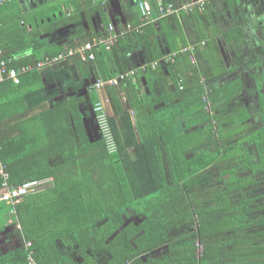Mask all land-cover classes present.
I'll list each match as a JSON object with an SVG mask.
<instances>
[{
    "label": "trees",
    "instance_id": "trees-1",
    "mask_svg": "<svg viewBox=\"0 0 264 264\" xmlns=\"http://www.w3.org/2000/svg\"><path fill=\"white\" fill-rule=\"evenodd\" d=\"M16 1L0 6V50L6 60L24 55L9 64L19 71L61 52L47 48L40 29L57 28L69 19L58 14L59 6L36 16L28 28L31 20L22 16ZM93 1L67 0L74 11ZM135 35L138 43L151 44L142 34ZM126 39L117 41L123 53L135 45ZM200 40L205 41L204 35ZM206 46L197 43L195 60L205 53L210 59L197 65L189 61V83L184 79L182 90L158 96L151 104L144 95L143 101L131 103L135 129L129 114L111 98L119 116L118 121L108 117L116 144L112 153L102 139L90 142L85 136L77 100L54 106L25 102V95L40 87L39 69L20 72L18 83H0V162L7 173L5 180L0 176V195L6 190L4 182L17 186L49 179L16 204L0 200V230L12 218L30 243L1 255L0 264H26L29 253L36 264H264V201L258 202L264 192L247 190L261 183L264 173V92L258 98L262 124L256 129L244 107L206 113L207 101L229 97L224 87L210 96L205 92V81L224 73ZM104 47L93 48L90 61L100 79H109L113 74L106 63L111 54ZM173 56L178 58L177 53ZM151 64L143 71L149 75L145 78L158 81L160 68ZM166 66L170 73L174 69L175 82L184 74L175 61ZM208 66L214 73L209 74ZM144 105L152 107L147 114ZM250 151L256 161H251ZM212 166L215 176L206 173ZM130 212L144 216L143 222H128L113 235ZM197 243L203 249L200 257ZM162 246L166 250L159 256L140 258Z\"/></svg>",
    "mask_w": 264,
    "mask_h": 264
},
{
    "label": "crops",
    "instance_id": "crops-1",
    "mask_svg": "<svg viewBox=\"0 0 264 264\" xmlns=\"http://www.w3.org/2000/svg\"><path fill=\"white\" fill-rule=\"evenodd\" d=\"M139 1L141 0H94L90 7L80 11H74L67 0L16 1L22 16L26 20H31L28 28L31 27L36 16L48 15L55 8L61 7L59 13L69 19L68 23L57 28L45 26L40 29V38L46 41L48 49L58 48L62 52L70 47L95 43L106 37L109 32L108 25L111 24L112 33L118 37L108 49L104 47L111 54L106 63L113 74L110 78L130 70L135 71V80L125 79L117 85L105 84L98 88L95 86V81L101 76L96 65L94 67L92 61H84L78 56L69 57L39 70L40 87L27 93L24 97L25 102L29 106L40 103L54 106L77 100L85 136L87 138L90 136L88 139L95 141L100 135L97 132L93 110L96 104L103 107L109 118L118 121L119 116L114 110L111 99L114 96L122 111L129 114L135 129L136 113L131 103L137 104L139 100L143 101L142 95L150 99L151 104V101L153 102L158 96L169 97L176 94V90H180L178 82L184 86L185 79L189 83L185 69L189 68V61L192 62L191 57L194 59L192 63L196 62V65L206 63V60L210 59L209 54L205 53L204 57L200 55L195 60L193 50L199 42L201 45L206 42L207 52L211 51L210 48L213 50L223 67L220 72H224L210 76L212 80L208 82H213L204 83L205 87L226 89L238 73L242 76L251 72L250 76L257 74L259 78L262 77L264 72V0H213L201 12L192 11L182 15L179 13L175 19L163 18L164 20L151 21L143 26L138 10ZM147 1L151 2L153 11L157 14L155 2L153 5V0ZM187 1L172 0L176 5ZM135 34H142L151 44L146 45L143 41L138 43ZM202 35L205 41H197ZM124 36L129 42L135 43L128 53H123L117 46L118 39ZM184 49L187 51H183ZM158 53L160 56L150 59L152 54L157 56ZM175 53L178 58L174 60ZM17 56L21 58L24 55ZM170 60L175 61V66L184 73L176 82L173 80L174 69H171L173 72L170 73L166 66ZM154 63L160 68L157 71L158 81L153 77L145 78L149 75L148 72H143L149 64L154 68L152 66ZM207 68L209 74L214 73L209 66ZM252 79L253 83L257 81L255 77ZM151 91L152 94H150ZM150 108L152 109L149 105H144L145 114L150 111ZM138 113L142 114V111ZM128 152L133 153V149L129 148ZM10 220L12 218H9L6 227L0 230V256L25 246L20 228L16 223L13 224V221L8 222Z\"/></svg>",
    "mask_w": 264,
    "mask_h": 264
},
{
    "label": "built area",
    "instance_id": "built-area-1",
    "mask_svg": "<svg viewBox=\"0 0 264 264\" xmlns=\"http://www.w3.org/2000/svg\"><path fill=\"white\" fill-rule=\"evenodd\" d=\"M12 0H0V6L8 3ZM213 0H188L187 2L176 5L173 2L163 3L162 0H154L156 4L157 14L153 11V7L150 1L141 0L138 2V10L142 20V26L161 18L170 17L172 15L178 14L180 12H184L186 14L191 13L192 11H203L205 6ZM224 1V0H217ZM109 32L107 33L105 38L97 40L95 43H86L74 47L67 48L60 52L59 54L53 57H45L44 59L36 62L33 66H25L22 67L19 71L13 67H9V64L12 61H16L19 57L17 55L11 57L10 59H3L1 50H0V83L4 81H13L14 83H18L19 73L27 72L32 70L33 68L42 69L52 64L59 63L69 57L78 56L82 60H92L94 58L92 49L99 47V45H103L106 49L109 48L117 39V35L113 34V26L111 24L108 25ZM183 51H187L184 49ZM192 55V54H191ZM191 61L194 62L193 57H191ZM154 63L152 66H155ZM130 79L135 80V71L130 70L127 73H122L115 78L109 79H97L95 81V86L100 88L105 84L109 85H117L121 80ZM178 88L183 89V85L181 82L177 83ZM95 113V119L99 134L101 139L103 140L106 149L108 152H114L116 150L115 138L112 132V128L108 121V116L104 111L103 107L99 104H96L93 108ZM0 176L5 180L7 178V173L4 171V165L0 162ZM49 179H41V180H30L20 183L17 186H7L4 182L3 185L6 186V190L0 195V200L6 202L16 204L20 198L23 196L33 192L37 187L47 183ZM9 222H12L10 220ZM17 227L19 225L17 224ZM20 228V227H19ZM30 243L25 241V247H29ZM26 264H36L32 257L31 253H29Z\"/></svg>",
    "mask_w": 264,
    "mask_h": 264
},
{
    "label": "flooded vegetation",
    "instance_id": "flooded-vegetation-1",
    "mask_svg": "<svg viewBox=\"0 0 264 264\" xmlns=\"http://www.w3.org/2000/svg\"><path fill=\"white\" fill-rule=\"evenodd\" d=\"M250 73L251 72H248L249 76L248 74H243L241 76V73H238L239 75L237 74L236 78L232 79L231 85L228 86L227 89H225V92L227 90V93L225 95H229L228 98H224V96L221 95L217 97V99H219L218 102L213 104V102L207 101V96L205 95L203 97L207 101L205 112L209 113L210 116H214L213 114H217L219 112L220 113L233 112L244 107L247 110L248 114L250 115L248 122L251 125V128L253 127V129H256L257 127H259L262 123L261 120L259 119L260 108H259L258 98L259 95L264 92V87H262L261 90L258 91L259 89L257 90L256 86H254L252 77H255L258 82H262V85H264V72H262V77L260 78L257 76V74H252V76H250ZM208 81L206 80L205 82L209 84L213 82V81L211 82ZM204 89L205 92L210 96L212 93L215 94V91H217L219 88H208L204 86ZM223 91L224 90H222L221 93ZM211 123L214 125L215 121L212 120ZM250 159L251 161H256L257 159L256 154H253V152L251 151H250ZM213 170H216V174H218L217 168L214 166L210 167L206 171V173H210L212 174V176H215L216 174L212 173ZM246 173H249V171L245 172L244 174ZM257 177L258 176H256V179H258ZM257 185L259 184H254L247 188L249 189L252 187L253 190L255 188V191H257L258 189ZM256 194H258V192H256ZM125 220H127L129 223L133 222L136 226H138L141 222H143L144 216H140L139 214H133L130 212L127 215V217H125ZM197 245H198V250L196 251V254L198 257H200L203 249L199 243H197ZM165 250H166V246H162L159 249H155L152 250L151 252H147L140 255V258L146 261L149 258L159 256L160 253H163Z\"/></svg>",
    "mask_w": 264,
    "mask_h": 264
},
{
    "label": "rangeland",
    "instance_id": "rangeland-1",
    "mask_svg": "<svg viewBox=\"0 0 264 264\" xmlns=\"http://www.w3.org/2000/svg\"><path fill=\"white\" fill-rule=\"evenodd\" d=\"M17 1H19V0H17ZM58 1V0H57ZM49 4V3H48ZM252 76V75H251ZM254 86H256V89L258 90V91H260L261 90V88L262 87H264V85H262V82H258V81H255L254 82ZM255 126H257V125H255ZM238 142V141H237ZM237 142H235L234 144H236ZM247 143H248V141H246ZM237 146V145H236ZM245 146V145H244ZM238 150V149H237ZM236 153V152H235ZM237 154V153H236ZM242 173H244V170L243 171H241ZM245 172H247V171H245ZM212 173L213 174H216V170H213L212 171ZM260 177V180H261V183H259V185H257L258 186V189H257V191H255V188H254V190L252 189V187L251 188H249V189H247V190H252V191H250V193H256V192H258V193H260V192H264V173L262 174V175H260L259 176ZM260 201H264V199L263 198H260L259 200H258V202H260Z\"/></svg>",
    "mask_w": 264,
    "mask_h": 264
},
{
    "label": "water",
    "instance_id": "water-1",
    "mask_svg": "<svg viewBox=\"0 0 264 264\" xmlns=\"http://www.w3.org/2000/svg\"><path fill=\"white\" fill-rule=\"evenodd\" d=\"M59 15H61V13H59ZM56 15L54 14L53 17H55ZM49 20V18H48ZM99 133V131H97ZM90 138V136L88 137ZM101 139L100 135L99 137L97 138V140ZM90 142H93L92 139H89ZM96 141V140H95ZM128 221L125 220L124 224L121 226V228L119 230H117L113 235H115L116 233H118V231H120L122 228H124L126 225H127ZM113 237V236H112Z\"/></svg>",
    "mask_w": 264,
    "mask_h": 264
},
{
    "label": "clouds",
    "instance_id": "clouds-1",
    "mask_svg": "<svg viewBox=\"0 0 264 264\" xmlns=\"http://www.w3.org/2000/svg\"><path fill=\"white\" fill-rule=\"evenodd\" d=\"M182 90V89H181ZM101 137V136H100ZM9 222V221H8Z\"/></svg>",
    "mask_w": 264,
    "mask_h": 264
}]
</instances>
